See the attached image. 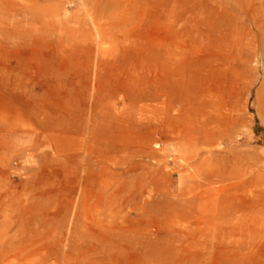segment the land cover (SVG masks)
Masks as SVG:
<instances>
[{
	"label": "rangeland",
	"instance_id": "374dc122",
	"mask_svg": "<svg viewBox=\"0 0 264 264\" xmlns=\"http://www.w3.org/2000/svg\"><path fill=\"white\" fill-rule=\"evenodd\" d=\"M12 100L95 144L0 162V264H264V0H0Z\"/></svg>",
	"mask_w": 264,
	"mask_h": 264
},
{
	"label": "crops",
	"instance_id": "0c3cea01",
	"mask_svg": "<svg viewBox=\"0 0 264 264\" xmlns=\"http://www.w3.org/2000/svg\"><path fill=\"white\" fill-rule=\"evenodd\" d=\"M132 125L129 112L127 117L125 116L122 128L119 129L129 136L127 152L126 150H120L124 155H127L129 165L132 164L130 147ZM139 125L140 130L147 131V121L145 119ZM73 126L75 129L71 133L68 132L67 124L65 128L64 125L57 124L54 120H51L50 125L47 126L46 123L44 124L43 121L36 118L35 108L32 107L30 111L29 105L23 108L13 100L11 102L4 101L0 103V162H4V169L7 171L8 168L5 167V162L13 158H20V160L26 162L33 161L34 168L37 167L40 170L51 168L47 161L63 160L62 155L68 162L83 161L85 153L87 154L90 150L94 151L95 137L92 132L91 139H85V137H89V134L85 133L86 123L82 117L80 120H75ZM62 128H65L64 131L61 130ZM37 145H46L47 151L37 150ZM90 146L92 147L90 148ZM45 152L49 157L43 155ZM69 153L71 157L66 155Z\"/></svg>",
	"mask_w": 264,
	"mask_h": 264
}]
</instances>
